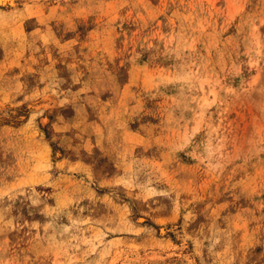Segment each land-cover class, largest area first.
Returning <instances> with one entry per match:
<instances>
[{
    "label": "rangeland",
    "instance_id": "rangeland-1",
    "mask_svg": "<svg viewBox=\"0 0 264 264\" xmlns=\"http://www.w3.org/2000/svg\"><path fill=\"white\" fill-rule=\"evenodd\" d=\"M0 1V264H264V0Z\"/></svg>",
    "mask_w": 264,
    "mask_h": 264
},
{
    "label": "bare ground",
    "instance_id": "bare-ground-1",
    "mask_svg": "<svg viewBox=\"0 0 264 264\" xmlns=\"http://www.w3.org/2000/svg\"><path fill=\"white\" fill-rule=\"evenodd\" d=\"M1 2V1H0ZM3 2V1H2Z\"/></svg>",
    "mask_w": 264,
    "mask_h": 264
}]
</instances>
